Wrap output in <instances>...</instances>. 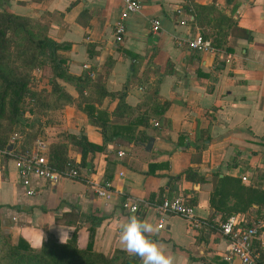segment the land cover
<instances>
[{"label": "crops", "instance_id": "crops-1", "mask_svg": "<svg viewBox=\"0 0 264 264\" xmlns=\"http://www.w3.org/2000/svg\"><path fill=\"white\" fill-rule=\"evenodd\" d=\"M191 2L213 5L250 37L233 28L226 48L214 53L178 43L211 29L205 21L212 13L196 11ZM141 4L139 11L127 15L122 39L114 42L112 23L120 0H0V9L44 21L49 37L67 44L57 52L69 72L99 73L106 90L114 93L93 103L107 120L103 136L75 104H63L49 112L48 121H41L39 136L46 144L65 140L67 132L103 144L101 150L88 152L83 164L77 148L69 145L67 154L78 163V178L49 182L32 177L29 186L34 193L29 195L12 157L0 154V231L8 233L11 242L23 238L33 249L48 237L64 242L74 232L79 247L90 239L92 249L109 255L124 251L119 225L135 215L155 226L149 238L173 258V264H241L215 229L219 213L208 206L207 198L215 170L218 175H244L242 183L264 187V0H141ZM193 12L201 16L202 25L194 22ZM153 17L160 25L155 32L149 21ZM66 89L75 95L72 86ZM118 93L123 94L126 112L120 108L112 112ZM141 118L146 126L140 124ZM25 127L19 125L20 130ZM149 136L152 143L146 150L143 144ZM187 166L207 181L184 178L181 171ZM106 176L112 193L103 198L92 181L101 183ZM173 195L191 200L195 215L207 224L191 229L181 216L167 214L157 227L153 209L143 202ZM123 199L137 201L138 211L123 208ZM255 206L234 213L241 225L264 214L256 213ZM90 215L99 218L91 237ZM252 248L255 264H264V240L253 239ZM129 256L133 264H142L138 256Z\"/></svg>", "mask_w": 264, "mask_h": 264}, {"label": "trees", "instance_id": "trees-1", "mask_svg": "<svg viewBox=\"0 0 264 264\" xmlns=\"http://www.w3.org/2000/svg\"><path fill=\"white\" fill-rule=\"evenodd\" d=\"M230 1L232 0H226V2ZM190 6L196 11L200 9L212 13L211 20L205 21L209 22L211 29L206 32L202 30L201 35L209 38L215 47L226 48V36L233 28H237L241 35L250 37L247 30L238 28L231 17L220 12L213 5L191 2ZM193 17L196 24L202 25L203 21L197 12H193ZM66 47V43L57 42L49 37L47 24L44 21L0 9V149L8 147V139L13 132L18 131L19 125L26 124V127L20 130L21 135L16 147L20 153L29 152L35 138L42 133L41 121H48L49 112L60 108L63 104H75L86 114L87 121L98 126L102 136L105 135L103 130L107 126V120L93 103L99 104L105 95L114 93L106 90L99 73L89 76L86 72L78 75L69 72L65 58L57 52ZM109 61L106 59V64ZM35 68L42 69V72L48 71L45 85L41 87L31 85L33 78L31 72ZM67 86L73 87L75 95L66 89ZM117 96L112 112L127 106L123 101V94L118 93ZM166 104L161 106L159 112L163 111ZM123 112L126 110L123 109ZM139 122L142 126L147 125L144 118ZM128 136V139L133 138ZM143 138H147L146 133ZM69 145L77 148L80 154L79 164H83L86 154L101 150L103 144L90 141L84 134L67 132L65 140L49 141L47 144L46 156L54 168L61 169L66 165L78 168V163L67 154ZM4 156L9 157L5 154ZM181 173L190 181H207L202 173L190 166L185 167ZM211 176L207 203L219 213L220 220H224L230 214L243 212L253 204H256L254 207L256 213L264 212V187L256 183L244 184L234 175L225 173L218 175L217 170L212 171ZM109 178L106 176L105 180L108 181ZM162 188L160 187L159 190ZM159 200L161 197L157 201ZM188 202L192 204L191 200ZM90 216L92 217L88 226V236L91 237L93 227L98 224L99 218ZM133 263L134 258L122 250H115L112 254L106 255L92 249L90 239L85 246L79 247L74 232L64 242H57L48 237L38 249H33L23 238L18 237L15 242H11L10 235L0 231V264Z\"/></svg>", "mask_w": 264, "mask_h": 264}, {"label": "built area", "instance_id": "built-area-1", "mask_svg": "<svg viewBox=\"0 0 264 264\" xmlns=\"http://www.w3.org/2000/svg\"><path fill=\"white\" fill-rule=\"evenodd\" d=\"M121 7L117 17L112 23V40L119 42L125 29V18L131 12L139 11L142 4L141 0H120ZM177 12H181L179 7H176ZM150 28L152 31L159 30V20L150 18ZM183 22V19L180 20ZM189 49L195 51L217 52L221 49L215 47L209 38L203 37L199 32L194 33L190 38L181 40ZM84 67L88 65L83 64ZM92 74L91 71L88 72ZM19 135L13 132L8 139V147L0 149L1 155L11 156L15 162L18 176L21 183L26 186L25 192L33 194L34 189L30 187V178L35 177L49 182H56L62 178H78L79 170L73 165H66L61 169L54 168L48 161L46 156V141L43 137L38 136L33 141L32 147L27 153H20L16 147ZM121 152H118L120 154ZM241 180H245V176H240ZM92 187L97 195L108 198L111 195V190L108 187V181L98 183L92 181ZM121 206L127 211L136 213L139 209L137 201L123 199ZM143 205L153 209L156 215V226L161 227L163 219L167 214H177L184 218L188 227L198 228L206 225L205 220L199 219L195 213L192 204L185 200L181 195L165 196L159 201H144ZM215 229L225 237L226 249L241 264H255L257 253L252 248V240L257 238L264 240V214L256 219L255 222L248 225H241L240 220L234 214H230L224 220L217 221Z\"/></svg>", "mask_w": 264, "mask_h": 264}, {"label": "clouds", "instance_id": "clouds-1", "mask_svg": "<svg viewBox=\"0 0 264 264\" xmlns=\"http://www.w3.org/2000/svg\"><path fill=\"white\" fill-rule=\"evenodd\" d=\"M155 226L131 215L119 225V241L125 252L138 256L142 264H173V258L166 255L159 243L149 238Z\"/></svg>", "mask_w": 264, "mask_h": 264}, {"label": "rangeland", "instance_id": "rangeland-1", "mask_svg": "<svg viewBox=\"0 0 264 264\" xmlns=\"http://www.w3.org/2000/svg\"><path fill=\"white\" fill-rule=\"evenodd\" d=\"M42 71L43 70L39 69V68H35V69L32 70L31 73H32L33 78H32V81H31V85L33 87H41V86L45 85L46 76L48 74V71L47 70L46 71L44 70V72H42ZM18 131H19L18 132L19 137H18L17 141L19 140L20 135H21L19 126H18Z\"/></svg>", "mask_w": 264, "mask_h": 264}, {"label": "water", "instance_id": "water-1", "mask_svg": "<svg viewBox=\"0 0 264 264\" xmlns=\"http://www.w3.org/2000/svg\"><path fill=\"white\" fill-rule=\"evenodd\" d=\"M151 143H152V137L149 136L147 141L143 144L144 149L148 150L150 148ZM254 205H256V204H254ZM135 257H137V256H135Z\"/></svg>", "mask_w": 264, "mask_h": 264}]
</instances>
